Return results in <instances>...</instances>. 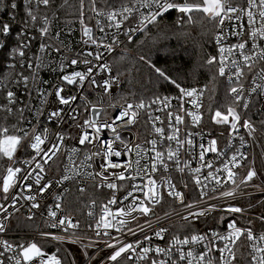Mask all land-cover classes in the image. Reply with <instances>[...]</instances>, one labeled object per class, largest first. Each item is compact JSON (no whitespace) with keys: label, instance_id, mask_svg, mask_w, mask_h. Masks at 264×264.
I'll return each mask as SVG.
<instances>
[{"label":"snow or ice","instance_id":"obj_1","mask_svg":"<svg viewBox=\"0 0 264 264\" xmlns=\"http://www.w3.org/2000/svg\"><path fill=\"white\" fill-rule=\"evenodd\" d=\"M53 0H25L27 16L35 27L36 21L40 19L43 27L37 28L41 42L39 44V54L25 60L24 49L29 47L32 39L27 42L23 40L18 48L13 49V55L18 52L20 57V68L25 67L32 73L31 77L18 72V79L14 81L17 86L23 85L29 100L32 98L33 90L41 97V105L47 101L43 97L52 95L59 105L67 106V119L65 118V108L57 107L47 112L49 123L56 121L60 128L63 123L71 120L75 122V127L80 129L78 135L73 138L70 133L57 131L50 134L49 129L44 127L39 130V117L45 114L43 107L34 109L29 103L22 107L15 108L18 103L17 94L14 91H7L5 95L6 103L0 104V112H6L9 116L19 114L17 124L0 126V158L6 159L10 163L5 168L0 163V233L6 231V225L2 221L9 220L14 212L19 211L18 205L21 201L29 202L30 214L28 220L33 219L31 209H38L41 204L40 197L50 192L53 186L60 187L67 181H73L80 193L86 191L85 181H91L96 191L102 189L111 190V197L106 202L101 201L99 205L92 199L87 205V231H91L96 240L89 237L90 243L85 246L93 247L102 242L105 249H112L110 255L106 257L108 264H143L150 261V264H235L237 253L234 251L238 242L246 235L249 242L250 260L248 264H264V233L254 234L249 227L241 228L237 225V220L228 219V216H221L220 223L227 219L226 230L222 234L215 229L207 232L192 231L190 234L177 232L172 235L166 246L157 244L153 246L151 241L155 238L164 241L168 236L169 229L158 227L153 230V221L157 225L161 221L168 220L175 215L185 226L194 225L201 218H208L216 211L225 214H241L246 211L241 206H236L228 201L235 200L237 195H243L240 190L242 186H248L249 182L257 176V172L249 168L246 175L239 179L236 169L243 167V162L247 161V154L241 151L247 146V142L240 137V148H235L233 140L238 135L240 128L247 130L249 136H253L256 128L250 119H244L238 111L242 105L244 110L250 106L249 100L254 93L264 96V0H242L235 3L234 0H126L119 7L111 6L108 11L97 8V0H90L91 11L95 14V27L102 35H94L93 27L85 23V0H80L79 23L82 27V36L85 44L95 46L97 51L81 52L75 57H69L66 53L72 51L68 43L62 38L63 31H57L52 35L48 27L50 21L47 16L38 17L36 12L41 5L50 6ZM106 4L108 0H105ZM68 0H64L67 4ZM34 5V7H33ZM64 5H61L63 7ZM15 9L17 4L12 3ZM144 9V11H141ZM175 11L177 25L212 24L215 31L214 41L217 45V55H209L206 60L208 66H218L217 75L226 78L229 85L227 99L231 102L221 105L211 120L216 125H227L228 135L231 139L226 142L225 148L218 147L216 139H211L207 144L195 142V136L200 133L188 131L181 138L182 129L180 125L187 123L185 116L190 118L193 127L198 126L203 119L200 109L201 99L204 96L207 85L201 88H185L167 72L154 64L150 67L157 76L165 82L173 84L179 90V97L155 96L145 102L141 99L139 103H125L123 105L109 104L113 108L115 115L110 119L105 115L106 109L102 98L97 104L85 105L84 112L87 117L83 123L78 122L80 113L79 107H72L78 100L77 96H64L65 85L78 86L83 96V88L87 84L93 90L102 89L105 95L111 96L112 85L117 81V77L110 76L102 82L96 79L99 72L97 68L105 72H111L108 64H94L92 60L82 59L83 56H91L96 61L103 60L105 52L111 53L113 46L120 45L119 36L121 33L132 41L133 35L137 32H144L149 25L158 23L159 18L165 14ZM55 16V13L53 14ZM245 18L248 28V39L240 40L245 34ZM106 21V23H105ZM133 21H138L137 26H128ZM125 22H128L127 24ZM27 23V21H25ZM259 25V27H257ZM114 29V31H113ZM2 32L5 36L10 32V25H2ZM71 30H69V34ZM230 38H236L238 42L229 43ZM47 41V42H45ZM251 44L249 48L248 45ZM103 50V51H101ZM56 54L58 63L53 70H58L60 83L52 86V92L47 93L39 88L38 84L48 83L38 79L40 69L50 66ZM141 59H145L141 57ZM84 64L86 71H71L69 68ZM15 67V65H10ZM244 69L251 73V85L246 87L244 81L248 79ZM217 75L212 77L213 81ZM36 86L29 87V80ZM0 87H4L0 82ZM185 98H192L190 103L194 110H187L184 107ZM180 101L178 112H167L168 135L165 136L164 120L160 116H153V111L159 112L172 107V100ZM153 105H162L153 110ZM211 107V106H210ZM148 109V120L152 127V138H147L144 144L126 141L121 135V128H130L136 124L140 117V112ZM223 109V110H222ZM32 112L36 116V124L29 129L20 126L25 122V111ZM179 113H184L181 115ZM242 121V123H241ZM32 124L31 120L26 121ZM264 123V121H262ZM105 132H110L109 138L104 137ZM158 137V139L156 138ZM74 139L71 147L65 145V140ZM26 141V143H25ZM167 141V147L161 150V146ZM175 144V147H173ZM90 145L91 149L85 150V146ZM147 145V146H145ZM198 153V167H191L192 159L181 160V151L189 157L195 159L196 149ZM23 148L27 153H33L25 158H18L17 152ZM81 152L83 156L81 157ZM231 152V155L228 153ZM214 154L211 160L206 159L208 154ZM135 157L133 159L132 157ZM123 157V159H122ZM115 158V159H113ZM59 160V168L62 174L57 180H46L47 170L51 164ZM219 162V163H217ZM176 171L184 173L186 170L191 175L192 182L199 190L198 199L185 203L184 193L177 189L173 183L170 172L172 166ZM121 169L117 172L115 170ZM164 175L158 180L157 174ZM207 169V175H202ZM231 185V187H229ZM187 184L184 185L187 188ZM67 191V190H65ZM119 191H125L123 197L116 195ZM165 195L172 198L181 205L180 212H166L164 216H157L155 209L160 205ZM56 203L50 206L45 217V222L52 229H57L63 235L54 232H39L43 240H52L58 243L68 241L78 243L83 237L79 235L81 228L80 221L74 220L71 215H65L62 203V193L55 197ZM212 201H225V205L212 203ZM120 205L119 207H113ZM97 208L99 211H97ZM141 217H148L143 224L138 223ZM264 221V216L259 217ZM136 221V227L129 225ZM251 225L252 221H248ZM147 230V231H146ZM152 234L148 235L147 232ZM116 233V235H113ZM143 235V239L128 241L127 236ZM107 238V239H103ZM203 249L198 251V249ZM60 249L48 253L44 247L35 241L27 244H12L7 240H0V264H63L62 258L58 255ZM99 251V249H97ZM219 253L218 260L213 253ZM13 253V255H7ZM85 254H87L85 252ZM91 259H95L92 257ZM101 264H105L102 261Z\"/></svg>","mask_w":264,"mask_h":264},{"label":"built area","instance_id":"obj_2","mask_svg":"<svg viewBox=\"0 0 264 264\" xmlns=\"http://www.w3.org/2000/svg\"><path fill=\"white\" fill-rule=\"evenodd\" d=\"M235 3H241L242 0H234ZM120 5H117L115 7H119ZM4 8V7H3ZM108 9H104L105 11H108ZM141 11H144L142 9ZM95 14L89 10L88 18L85 16V23L89 26L93 27L94 29V35L100 36L102 35L98 30H96L95 27V20L92 19V17ZM106 23V21H105ZM126 24L128 22H125ZM138 21H133L130 25L135 27L137 26ZM245 34L240 38V40H247L248 39V28L246 24V18H245ZM50 28V31L52 35H55L57 31H63L64 36L62 37L67 43L68 47L72 49L71 52L66 53L70 58L75 57L79 55L81 52L87 53L88 51H97L95 46L91 44H85L83 41L84 38L82 36V27L79 23V20H77L75 23L71 24H58L55 23L53 20H50V23L48 25ZM259 27V25H257ZM28 28L26 25H22V34L30 35L31 32L27 31ZM34 30V29H33ZM69 30H71V33L69 34ZM114 31V29H113ZM216 31V30H215ZM214 31V34H215ZM139 33V32H137ZM135 33L133 37L137 34ZM33 35V36H32ZM36 41L33 43V40L29 44V47L24 49L25 51V60L29 57H33L35 55L39 54V44L41 42L40 35H37ZM29 37H34V33H31V36H26L23 40L24 42H27ZM214 37V35H213ZM119 40L121 41L120 45L113 46V51L111 53L105 52V55L103 57V60L96 61L91 56H83L82 59L86 58L89 60H92L94 64H100V63H106L109 65L111 72H105L103 69L97 68L96 71L99 72V75L96 76V79L98 81H103L104 79H108L110 76L117 77V81L112 85L111 88V96L105 95L103 93L102 89H96L93 90L90 88L87 84H85L83 88V96H81V90L78 88V86H70L65 85V91L62 93L64 96H77L79 97L78 100L72 105V107H79L80 113L78 117V122L83 123L84 119L88 118L86 113L84 112L85 105H91V104H97L99 102V98H102L104 108L106 109L105 115L110 119L113 115H115V111L117 109H113L111 107H108L109 104L114 105H123L126 102L127 103H139V101L131 100V99H124L120 96V88H121V78L120 76L113 71L112 64H111V57L114 53L119 51L124 43L128 40V37L121 33L119 36ZM47 42V41H45ZM213 42L216 48L217 55V45L214 41ZM238 42L236 38H230L229 41H226V45L229 43H236ZM264 44V41L261 42ZM248 47H251V44L249 43ZM103 51V50H101ZM18 54V52H17ZM53 60L52 64L47 67H43L40 69L38 79L42 81H47L48 83H40L36 86L41 88L42 90H45L47 93L52 92V86L60 83L59 76L61 73L58 70H53L54 67H56L58 63V59L56 58L55 53H51ZM19 56V55H18ZM8 65V64H7ZM27 67V63H25ZM216 66V71H217ZM69 72L71 71H86V66L84 64H79L78 66H75L73 68L68 69ZM245 73L248 76V79L244 81L245 86L248 87L251 85V73L248 72V69H244ZM29 72V71H28ZM29 77H31L32 73L29 72L27 74ZM223 82H225L227 85L226 78L220 77ZM16 78L15 80H17ZM1 82V81H0ZM32 84L31 79L29 80V87L35 88ZM203 86H196L195 88H201ZM186 88H193V87H186ZM18 89V90H17ZM16 92L18 103L16 106L22 107L26 104H31L34 109H40L43 107L45 114L43 116L39 117L40 124H39V130H42L44 127H47L49 129L50 134H55L57 131H62L64 133H70L73 138H75L80 129L75 127V122H72L71 120H68V122L63 123L60 128L57 127V122L53 121L51 123L47 120V112L49 110L55 109L57 107H64L65 108V118L67 119V112L69 111V108L67 106L59 105L58 101H56L55 97L52 95H47L43 97L47 101L43 106L41 105V97H39L35 90L32 92V98L29 100L28 95L25 93V90L23 88V85L12 87V90ZM180 93L179 90L173 93L169 94H161L160 97H179ZM154 98V97H153ZM249 100V108L247 110H244L242 105L239 106L238 111L240 112V115L242 117V121L244 119H250L253 125L256 128V132L253 136H249L247 133V130L240 128V131L238 135L233 140V144L235 148H240V137H243L244 140L247 142V146L245 148H242L241 151L245 152L247 154V161L243 162V167L236 169V171L240 174L239 177H237V182H239V179L242 178L244 175H246L247 170L249 168L254 169L257 172V176L253 178L251 182H249L248 186H242L241 192L244 193L243 195H237L235 200L228 201L227 203L234 204L236 206H241L246 209L245 213L243 215L241 214H225L222 211H216L212 213V215L208 218H201L198 222H196L194 225L191 226H185L183 222L173 215L168 220L161 221L159 225L153 221V230L157 229L158 227H164L169 229L168 236H166L164 241H160L157 239H153L151 241V244L153 246L160 244L161 246H166L168 240L170 237L177 232H180L181 234H190L192 231H198V232H207L209 229H215L220 231L222 234L226 230L227 225V219L223 222V225L220 223V217L221 216H228V219H235L237 220V225L241 228L245 227H251L253 229L254 234L259 235L261 233H264V221H261L259 217L264 216V130H262L249 116L252 113H256V110H262L264 109V96L254 93L250 97H246ZM146 99L145 102L151 100ZM192 98H185V104L184 107L187 110H194L192 108V105L190 103V100ZM202 107L200 109V113L203 115L202 122L198 125L193 127L190 121V118L185 116V120L187 123V128H185V125H180V128L182 129L181 132V138L185 135L186 132L191 131L193 133H200V135L195 136V142L197 145L200 143L207 144L209 140L216 139L218 142V147L223 149L225 148L226 142L231 139L228 135L229 127L227 125H216V124H209L206 120V114L203 111L204 108V96L201 99ZM180 101L177 99L172 100V107L170 109H166L164 111H153V116H160L164 120L163 125L157 124L158 127H164L165 128V136L168 135V127H167V112L172 111L174 113L178 112L179 110ZM153 110L156 107H163L162 105H153ZM148 109H145L140 112L139 120L136 124L132 125L130 128H121L120 132L123 138L128 141H132L133 144L140 143L144 144L145 140L147 138H152V127L148 120ZM181 115H184V113H179ZM253 117V115H252ZM31 120L32 124H28L26 121ZM241 121V123H242ZM36 124V116L29 111H25V122L21 123L20 126L31 128L32 125ZM105 138H109L111 136L110 132H105L104 134ZM158 139V137H156ZM26 143V141H25ZM74 144V139H67L65 140V145L67 147H71ZM147 146V145H145ZM167 147V141H165L164 145L161 146V150L163 148ZM173 147H175V144H173ZM91 149L90 145L85 146V150ZM198 153L199 148L196 149V157L193 159L192 157H189L185 154L184 151H181L180 158L181 160L185 159H192L193 162L191 164V167H198ZM33 153L31 150H29L27 153L24 152L23 148L19 149L17 152L18 158H25L26 156H31ZM231 155V152L228 153ZM83 156V152H81V157ZM135 159V157H132ZM214 158V154L209 153L206 159L211 160ZM115 159V158H113ZM123 159V157H122ZM7 161V160H6ZM10 162L7 161L6 167L8 166ZM60 161L57 159L54 163L51 164V167L47 170V176L46 180H57V178L62 174V170L58 167ZM219 163V162H217ZM5 167V168H6ZM117 172L121 171V169L115 170ZM207 169H205L202 173V175H207ZM164 175L162 169L161 172L157 174L156 178L159 180L160 176ZM171 178L173 183L176 184L177 189L184 193L185 196V203L198 199L199 197V190L196 189L195 184L192 182L191 175L187 172V170L184 173H180L176 171L175 166H172V170L170 172ZM86 191L84 193H80L78 191L77 185L73 181H67L60 187L53 186V188L50 190L48 194H46L43 197H40L38 195V201L41 204V207L38 209H31V214L33 216V219L28 220L27 216L30 214V204L29 202L21 201L18 212H14V214L11 216L9 220L2 221L6 225V231L4 233H0V240H7L8 242L12 244H20L24 243L27 244L31 241H35L36 243L42 245L44 249L48 253L55 252L57 248L60 249L58 255L62 258L63 264H101L102 261H105V264H108L106 261V257L111 254L113 251L112 249H105L104 244L102 242L97 243L93 247H87L86 245L90 243L89 237L92 238V240H96L97 238L94 236V234L91 231H87V212L88 207L87 205L90 203L92 199H95L97 201V204L101 201L106 202L107 198L111 197V190L105 188L100 191H96L91 181H85ZM187 184V188L184 187V185ZM231 187V185H229ZM67 190V191H65ZM58 193H62V203H63V210L65 215H71L74 220H79L81 228L79 230V235L83 237V239L78 243H70L68 241H65L63 243H58L56 241L52 240H43L39 236V232H54L59 235H63L62 232H59L57 229L50 228L47 223L45 222V217L47 215L48 208L50 206H54L56 203L55 197ZM125 191H119L116 193L118 197H123L125 195ZM212 203H220L222 206L225 205V201H212ZM120 205L113 206L119 207ZM180 212L181 211V205L174 201L172 198L167 197L165 195L164 201L158 205L155 209L157 216H164L166 212ZM97 211L99 209L97 208ZM148 217H141L138 223L143 224L145 220H147ZM251 220L252 223L249 225L248 221ZM136 221H133L129 227H136ZM147 231V230H146ZM148 235H151L152 232L148 231ZM113 235H116V233H113ZM107 239V238H103ZM128 241H135L137 239L142 240L143 235L138 234L137 236H127L125 237ZM249 242L247 240L246 235L241 238V240L238 242L236 248L234 251L237 253V260L235 261V264H248V261L250 260L249 253ZM260 246H264V243H261ZM99 249V251H97ZM203 249H198V251H202ZM85 252L87 254H85ZM7 255H13V253H8ZM214 257H219V253H213ZM92 257H95V259H91ZM143 264H150V261L143 262Z\"/></svg>","mask_w":264,"mask_h":264},{"label":"trees","instance_id":"obj_3","mask_svg":"<svg viewBox=\"0 0 264 264\" xmlns=\"http://www.w3.org/2000/svg\"><path fill=\"white\" fill-rule=\"evenodd\" d=\"M13 2L17 4L15 9L11 7ZM122 2L126 0H108L107 4L105 0H97V8L108 9ZM79 4L80 0H68L67 4H64V0H53L48 7L41 5L36 14L38 17L47 16L49 21H54V24H71L79 20ZM87 4L85 0L86 18L89 15ZM61 5L64 6L61 7ZM178 15L175 11L165 14L159 18L158 23L149 25L144 32L137 33L131 42L127 40L123 47L113 54L112 68L121 78L120 96L124 99L140 101L178 91L173 84L157 76L150 67L151 63L164 69L170 77L185 88L207 85L203 111L206 114V121L211 125L213 124L211 115L215 110L231 102L227 99L229 85L217 75L216 66L210 67L206 64L207 57L216 53L213 42L215 29L208 23L177 25ZM5 23L10 25L7 36L2 32V25ZM22 25H26L28 32L34 33L33 43L39 34L37 28L44 26L40 19L36 21L35 27L33 26L27 16L25 0H0V81L4 85L0 87V104L6 103L4 98L6 92L12 90V87H17L14 83L18 78L16 73H29L26 65L23 69L20 68V57L17 53L13 55L12 51L18 48L26 36H31V33L30 35L22 34L20 31ZM141 57L145 59L142 60ZM214 75H217L215 81L212 79ZM15 108L18 106L15 105ZM249 116L264 130V123H262L264 109L256 110L255 114L251 112ZM18 121V113L9 116L6 112H0V126H8L10 134L11 125L17 124ZM0 163L6 167L7 161L0 158ZM121 264L125 262L122 261Z\"/></svg>","mask_w":264,"mask_h":264},{"label":"rangeland","instance_id":"obj_4","mask_svg":"<svg viewBox=\"0 0 264 264\" xmlns=\"http://www.w3.org/2000/svg\"><path fill=\"white\" fill-rule=\"evenodd\" d=\"M88 4H87V7L88 9L90 10L91 9V3H90V0H87Z\"/></svg>","mask_w":264,"mask_h":264}]
</instances>
